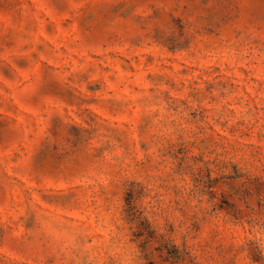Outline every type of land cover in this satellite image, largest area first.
I'll return each instance as SVG.
<instances>
[{
    "label": "rangeland",
    "instance_id": "obj_1",
    "mask_svg": "<svg viewBox=\"0 0 264 264\" xmlns=\"http://www.w3.org/2000/svg\"><path fill=\"white\" fill-rule=\"evenodd\" d=\"M0 264H264V0H0Z\"/></svg>",
    "mask_w": 264,
    "mask_h": 264
}]
</instances>
